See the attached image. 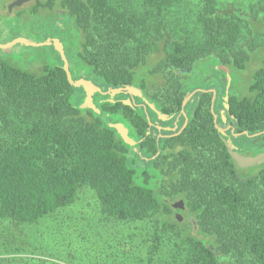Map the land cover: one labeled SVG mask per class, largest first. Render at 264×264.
<instances>
[{"label":"trees","instance_id":"trees-1","mask_svg":"<svg viewBox=\"0 0 264 264\" xmlns=\"http://www.w3.org/2000/svg\"><path fill=\"white\" fill-rule=\"evenodd\" d=\"M183 2L46 0L45 11L57 6V13L52 21L45 19L44 34L63 45L68 70L58 50L57 62L44 65L40 73L0 53V94L12 93L17 105L36 117L27 135L0 144L2 217L35 222L55 213L79 185L87 184L99 193L106 215L127 223L146 221L125 233L128 250H144L146 255L134 264H264V162L243 168L225 154L221 132L214 126L215 109H198L189 119L194 136L201 138L203 128L209 144L223 150L220 157L211 152V163L204 164L217 178L192 177L178 190L187 205L186 216L195 219H188L191 229L174 215V198L161 188L168 176L155 174L153 153L147 150L148 158L141 157L150 169L144 175L154 177L152 185H146L137 181L132 165L134 145L106 123L123 121L132 126V136L150 140L153 115L164 119L166 113L175 114L163 106L165 98L150 94L151 86L166 87L165 64L179 63L178 102L186 95L187 103L191 92L195 100L208 97L207 106L216 98L218 122L228 121L239 132L231 134V143L241 152L264 151V57L247 90L226 92L228 78L239 81L248 53L255 50L240 46L241 37L246 30L264 34V29L254 28L255 20L264 23V0H190L188 7ZM173 32L183 38L173 39ZM8 37L10 42L25 39ZM47 40L35 45H48ZM68 60L78 65L75 73ZM68 73L73 81L85 82L73 86ZM200 79L203 89L214 90H197ZM16 89H22L24 97ZM72 94L84 95L80 105L71 102ZM88 98L95 108L86 106ZM188 146L194 153L193 143ZM224 167L230 169L229 180L222 177ZM0 264L59 263L18 255L0 259Z\"/></svg>","mask_w":264,"mask_h":264},{"label":"rangeland","instance_id":"rangeland-1","mask_svg":"<svg viewBox=\"0 0 264 264\" xmlns=\"http://www.w3.org/2000/svg\"><path fill=\"white\" fill-rule=\"evenodd\" d=\"M10 1L2 0L4 5ZM183 3L186 6L188 4L189 6L191 5L190 0H184ZM29 16H0L1 42H10L8 36L25 37V40L22 39V41L18 40V42L11 43V52L6 53L0 49V53L2 52L1 54L6 55V59L12 61L15 65H21L24 68H29L40 73L44 65L57 62L59 57L57 55L56 44L47 40L48 37L44 32H35L38 27V18ZM53 16L54 12L45 11L40 16V20L44 22L46 19V21L50 22L54 19ZM2 24L7 29L2 30L1 28H4ZM254 28H257V30L264 29V23L257 19L255 20ZM178 29L179 32H184V29L179 27ZM183 35L173 32V39L175 37L182 39ZM27 39L31 41H27ZM46 40L47 42L49 41L48 45H35V42L41 43ZM241 44L246 45L250 50L258 49L256 50L257 56L254 53L255 50L250 51L251 54L250 52L248 53L250 57L247 61V69H243V72L240 71L242 73L241 78L238 79L239 81L234 79L233 85L226 89V92L229 94L247 90L254 71L260 65V59L264 57V48L259 49L264 46V34H251L246 30L245 35L240 39V46ZM156 59L154 57L150 58L152 61H156ZM70 63L69 61L70 68L75 73L78 65H74L75 67H73V63ZM176 64L174 66H167L165 64L166 87L153 85L150 89V94L159 97L161 95L165 98L166 104L178 102L176 88L179 84V76L181 75L178 73L177 69L179 67L176 68ZM158 79L154 78V81L158 82ZM75 81H78V79ZM196 81L199 82L197 87L201 89V79ZM163 89H166L165 92ZM14 92L19 93L23 97L25 95L22 89H16ZM11 94H0V144L6 143L12 138L27 135L29 130L35 125L36 117L30 113L28 108H23L20 104L17 105V101L19 100L11 98ZM82 97L84 95L72 94L70 99L74 105H80ZM85 104L91 109L95 108L93 100L87 99ZM57 105H61V103L57 102ZM216 108L219 109V106L216 105ZM101 115L103 116V114ZM76 120H72V125H76L78 121ZM193 129V126H190L178 138H184L192 142L194 153L189 155L184 154L186 157L184 156V159L178 162L180 171L175 176L172 175L165 182L166 185L163 186V190L171 195L174 200L178 195V190L183 188L186 181L190 180V178L196 177L207 180L209 177H218L213 174L214 169L212 167L209 165L205 166L204 164L211 163L207 160L211 152L220 157L224 149L222 150L217 144L210 145L211 139H208L206 136L203 137L201 135V138L197 135L194 136L192 133ZM197 131L200 133V129H197ZM134 151L138 156L135 157V162L132 163L137 175V181L146 185H152L154 177L144 175V172L146 170L150 172V169H148L146 162L139 158L146 155V153L136 146H134ZM180 151L181 149L176 152L175 157L180 155ZM223 170L222 177L225 180H229L230 178L228 177L231 176L229 174L230 169L224 167ZM147 174L149 175V173ZM205 174L210 175L205 176ZM202 186L208 187L211 185L202 183ZM205 191H201V195ZM105 213L97 190L90 185L81 184L74 197L62 205L59 210L35 222H16L0 215V259L5 261L10 257L23 255L25 257L34 256L48 259L49 261H57L59 264H126V258H130L129 263L131 264L138 261L142 262L141 259L146 258L144 250H128L129 244L126 242L125 233L133 230L137 225L145 224L146 221L143 223H127L115 217H110ZM181 215L183 216L182 221H184V226L191 229L192 224L188 221L186 214L182 213Z\"/></svg>","mask_w":264,"mask_h":264},{"label":"flooded vegetation","instance_id":"flooded-vegetation-1","mask_svg":"<svg viewBox=\"0 0 264 264\" xmlns=\"http://www.w3.org/2000/svg\"><path fill=\"white\" fill-rule=\"evenodd\" d=\"M15 1H18L19 3L16 5H12L14 4ZM45 2L46 0H11L10 2L4 5L2 0H0V16L1 15L8 17H14V16L24 17V15L35 16L39 20L37 25L38 27L35 30V32L42 33L45 30V25L44 22L40 20V16L45 12L44 9ZM10 5H12V7H10ZM53 10L54 13L55 12L57 13V6ZM232 80L233 78L230 76V80H227V85L229 84L228 86L232 84ZM196 82L194 81L190 83L191 85L192 83L194 85V83ZM198 89L199 88H197V90ZM202 89L203 88H201V90ZM203 90H209V92H212L214 88L203 89ZM155 96L159 100H161V98H159L157 95ZM185 97L186 95H183L180 102H173L169 104H166L163 100H161L163 106H165L168 110L174 111L175 114L166 113V117L164 119H160L159 114L157 115V113H156L157 116L153 115L151 129L148 130L147 132L148 134L152 135V138L148 141L147 140L144 141V139L142 138H136L135 136H132L131 135L132 126L129 127L123 122L129 128V135L133 137L134 140L136 141L134 146L138 147L141 151L146 153V155L140 156V158L141 157L148 158L147 150H150L153 153V156H151V158L154 159L152 166L155 174H161V175L167 174L168 178L166 181H168L169 178L172 177V175L175 176V174H177L180 171V168L178 167L179 166L178 162L183 160L184 156L186 157V155L191 154L188 146V144H190L191 142H189L187 139L184 138H178V136L183 135L190 128L189 119H191L192 115H194L193 113H195L196 110L198 109H204V111H208L209 109L211 110L215 109L216 111V105H218L216 103V98L213 99V97L210 99L211 104L208 106L204 102V100L209 99L208 97H204L200 101L199 98L195 100L196 98L195 92L190 93V97L187 103H184ZM191 101L193 102L191 103ZM228 108L229 105L226 106V109ZM157 109L160 112H162L161 108H157ZM219 109H217V111H219ZM214 112H212L214 117L213 121L214 122L216 121L214 126H216V128L219 130V133L221 132L220 138L222 142H224L225 144V148H226V150L224 148L225 154L228 153L229 155H231V149H232L244 155H256L248 152H241L235 143H233L232 148L229 146L228 139L229 137H231V134L234 135V134H238L239 132H236L235 126L232 123H229L228 121L225 125L220 124L218 122L219 119L218 114ZM205 114L206 116H208V113ZM215 115H216V120H215ZM218 127H220V129ZM200 134L203 137L205 136L203 135V128ZM180 149H181V151L179 152L180 155H177L175 157L176 152H178ZM263 152L264 151L260 153ZM257 154H259V152ZM165 182L163 186L166 185ZM163 186L161 187L162 190H163ZM178 196L179 193L175 198V200L172 202V205L176 209L174 215L179 220H182L183 216L181 214L187 211V205L185 203V200ZM180 200L183 201V205H180V203H178ZM175 203L177 204L178 207L174 206ZM187 218L189 219V221H195V219L192 216H189Z\"/></svg>","mask_w":264,"mask_h":264},{"label":"water","instance_id":"water-1","mask_svg":"<svg viewBox=\"0 0 264 264\" xmlns=\"http://www.w3.org/2000/svg\"><path fill=\"white\" fill-rule=\"evenodd\" d=\"M18 1H15L14 4L12 5H16L18 4ZM12 5H10V7H12ZM20 41H22V39H19ZM25 40V39H23ZM27 41H31L30 39H27ZM17 42L16 40L13 42H1L0 41V49L6 53L11 52L12 48H11V43ZM35 44H37L35 42ZM56 47L57 50L62 54L63 59H64V63H65V69L68 70V64H67V59L64 55V49H63V45L60 42H56ZM68 78L70 83L74 86V85H78L79 83L85 82L84 80H78V81H73L68 73ZM230 80V77L229 79ZM87 83L90 85V83L87 81ZM90 101L91 99L88 98ZM106 123L114 128H116L117 132L123 137L124 141L128 144L133 146L135 144V140L133 137H131L129 135V128L123 123V122H108L106 121ZM220 129V127H218ZM229 146L232 148L233 144L231 143V140L229 139ZM231 155L233 157V159L236 161V163L243 168H248V167H252L257 165L260 162H264V152L263 153H259L256 155H244L241 154L237 151H232L231 150ZM178 203H180V205H183V201L180 200ZM175 207H178L177 204H174Z\"/></svg>","mask_w":264,"mask_h":264}]
</instances>
